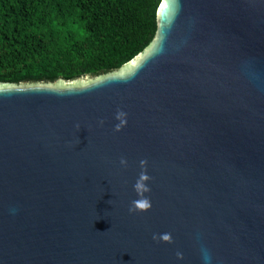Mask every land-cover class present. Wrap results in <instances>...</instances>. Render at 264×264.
<instances>
[{"label":"water","instance_id":"water-1","mask_svg":"<svg viewBox=\"0 0 264 264\" xmlns=\"http://www.w3.org/2000/svg\"><path fill=\"white\" fill-rule=\"evenodd\" d=\"M205 251L264 264V0H161L117 71L0 82V264Z\"/></svg>","mask_w":264,"mask_h":264},{"label":"trees","instance_id":"trees-1","mask_svg":"<svg viewBox=\"0 0 264 264\" xmlns=\"http://www.w3.org/2000/svg\"><path fill=\"white\" fill-rule=\"evenodd\" d=\"M161 0H0V82L96 78L143 52Z\"/></svg>","mask_w":264,"mask_h":264},{"label":"clouds","instance_id":"clouds-1","mask_svg":"<svg viewBox=\"0 0 264 264\" xmlns=\"http://www.w3.org/2000/svg\"><path fill=\"white\" fill-rule=\"evenodd\" d=\"M122 162H123V161H122ZM203 258H204L205 264H209L210 257L208 256V254H207L206 251H205L204 254H203Z\"/></svg>","mask_w":264,"mask_h":264}]
</instances>
